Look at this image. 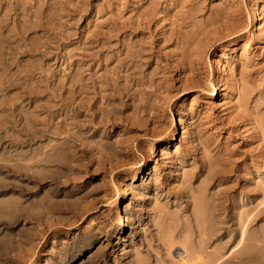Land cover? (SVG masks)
Wrapping results in <instances>:
<instances>
[{
	"label": "rangeland",
	"instance_id": "obj_1",
	"mask_svg": "<svg viewBox=\"0 0 264 264\" xmlns=\"http://www.w3.org/2000/svg\"><path fill=\"white\" fill-rule=\"evenodd\" d=\"M258 3L264 17V0H0V158L25 162L16 155L23 148L56 143L52 133L26 147L17 140L31 116L36 127L54 130L71 120L73 80L90 85L75 104L95 97L78 117L89 129L69 126L85 134L66 164L5 171L0 161V177L10 174L0 178V203L18 199L27 208L18 222L0 218L7 254L0 264H175L177 246L199 247L201 197L211 202V193L226 190L219 219L237 215L236 201L251 206L264 189ZM118 85L130 99L113 95ZM59 104L65 111L52 119L45 106ZM216 157L231 170L214 184L205 164ZM122 212L127 223L119 230ZM230 233L231 251L238 238ZM256 242L264 258V214L252 222L243 253L225 264H239ZM222 243L216 236L209 250ZM25 249L34 253L17 260Z\"/></svg>",
	"mask_w": 264,
	"mask_h": 264
},
{
	"label": "bare ground",
	"instance_id": "obj_2",
	"mask_svg": "<svg viewBox=\"0 0 264 264\" xmlns=\"http://www.w3.org/2000/svg\"><path fill=\"white\" fill-rule=\"evenodd\" d=\"M258 12L256 15V28H263L264 24V17L262 16V3H258ZM77 82V83H76ZM146 82H140L141 85ZM116 86V84H115ZM112 88L114 91L113 95L115 96V93L119 90L122 91V93H119V95H123L124 97H127L128 99L131 98L130 89L123 88L120 85L117 87ZM90 85L88 84H82L79 83L77 80H73L70 88H65L63 86V89L69 90L71 97L70 102H67L68 99H64L63 97L60 98V100H64L67 102L68 106L71 107L72 114L70 116L69 120L68 118H64L63 122L60 123V127L54 126L55 130L53 129V125H48L45 127L38 128L34 123H36V117L32 116L26 119V123L22 128L21 134L25 137L18 138L17 144L23 147H26L31 144L32 141L37 140L38 138H42L46 136L49 133L55 134V138L57 139L56 143L54 144H43L39 147L37 150L29 152L28 148H23V150L19 151L16 155L20 161L24 160L25 162H20L16 164H10V162L15 159V155L9 154L4 155L0 158V161H5V166L3 167L5 171L9 170V167H16V165H22L24 169L30 170V168L41 166L48 162H54V164H58L59 162H63L66 164L68 161H70V152L71 147L74 146V144L81 140L84 137L85 133H80L78 131H70L71 125H76L79 127L78 130H81L82 132L84 130L89 129V125L85 123V121L79 120L78 117H80V113L82 112L81 109L92 107L95 104V97H91L89 100L90 105H86V102H78L75 104L77 100V93L83 94V93H89ZM45 91L41 90L38 93V96H41L42 93ZM93 92V91H92ZM98 92V90L94 91ZM78 94V95H79ZM57 95V94H56ZM61 95V93H60ZM59 97V95L57 96ZM65 103V102H63ZM92 105V106H91ZM76 109L79 111L76 113ZM59 110L65 111V107H62V104L54 105L53 107L45 106V111L50 112L52 119L56 118L59 115ZM100 110H103V107H100ZM99 112L94 111L92 119H97L99 117ZM104 116V115H102ZM32 118V119H31ZM100 124L103 122V120L99 121ZM167 142V141H165ZM207 152H210L209 150ZM213 159V158H212ZM209 159L206 161L205 169L206 173H208V177L212 180H214V184L220 180L224 176V174L227 171H230L231 169L227 166H223L221 164V159L219 157L214 158L213 160ZM3 170V171H4ZM30 172V171H29ZM25 173H28V171ZM229 173V172H227ZM36 172L32 173L31 175H35ZM45 175H42L41 177H44ZM10 177V174H6L1 179L5 180ZM146 177V175H143V178ZM124 194H127V189L124 188L123 190ZM226 190L217 191L215 193H211L210 200L214 204V209L211 208V202L209 199L204 195V197H201V201L197 204V212H196V230L199 233V240H198V249L191 252V249L186 245L182 244L181 247L182 251L179 252V259L175 262V264H225L229 260L230 257L235 256L237 254H242L243 250L247 247L246 241L248 238V230L252 226V222L256 220L258 217L262 216L264 214V199L257 201L259 198V194L262 192L264 195V189H257L256 193L254 194V198H252V201L250 203L251 206H248L249 204L241 203L240 201H236V206L239 208L237 215L234 213L232 215V219H219L216 215V211H225V208L228 207V199L229 195H225ZM257 201V202H255ZM255 202V204L253 203ZM11 203L13 205H11ZM210 206L209 210L208 207ZM248 206V207H246ZM21 202L18 199H15L12 202H2L0 203V218L5 217L7 221L11 223H15L20 221L25 217V213L22 212L25 209H20ZM16 208V209H15ZM123 208V203L119 202L118 209ZM241 208V209H240ZM36 215L40 218H45L47 215H49V211L44 212H36ZM35 216V215H33ZM227 218V217H226ZM49 220V217H48ZM230 220H233L230 222ZM126 215L122 212L120 217L117 219V222L115 223L116 226L119 227V230H122L124 226L126 225ZM230 232H235L237 239V244L234 245V247L229 250L230 245V239H228V235L231 234ZM34 235H28L25 238V241L32 242V239ZM222 237L223 243L217 247L215 250H209V244L212 243V240L215 237ZM235 239V238H234ZM5 238L0 234V245L4 243ZM43 242V241H42ZM124 246V242L121 243L120 247ZM171 247H173V244H171ZM262 248L259 246V244L256 242L250 247V251L245 254L244 257L241 258V261L239 264H260L264 262ZM252 251V252H251ZM30 253H34L32 249H25L20 252H18L14 257L17 260L24 261L28 259L27 255ZM195 253V255H193ZM57 254V253H56ZM6 252L0 250V263L3 261L4 258H6ZM72 256V254H69L65 257H61V262L65 261L67 258ZM58 264H63L59 263Z\"/></svg>",
	"mask_w": 264,
	"mask_h": 264
}]
</instances>
